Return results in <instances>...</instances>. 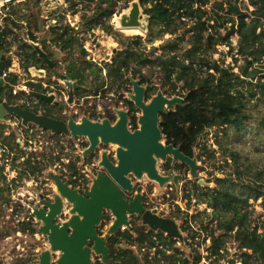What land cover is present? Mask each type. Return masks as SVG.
<instances>
[{"label":"trees","instance_id":"obj_1","mask_svg":"<svg viewBox=\"0 0 264 264\" xmlns=\"http://www.w3.org/2000/svg\"><path fill=\"white\" fill-rule=\"evenodd\" d=\"M67 1L71 7L79 3L95 5L90 15H84L80 28L74 29L69 24H62L49 29L53 40L60 46V51H68L71 56L66 66V75L68 79L75 81V93L79 97L87 96L90 92L98 94L106 85L110 88L116 87V91L126 87L128 91V85H132L129 75L147 85L148 98L159 89L168 96H183V105L172 107L167 113L161 114L160 127L167 143H173L197 160L200 159L195 149L201 136L210 128L227 130L229 127L236 132L256 131L249 126L252 114L248 107L255 100L257 104L264 103V0H249L254 7L251 12L243 11L242 6L245 4L240 0H216L211 8V0H139L149 22L145 39L151 43L163 39L162 53H156V47L148 51L143 36H130L129 39L133 42H122L124 46L115 51L112 60L105 66H99L86 58L88 53L85 48L76 45L77 33L79 30L90 31L101 27L109 34L120 36L119 32L114 31L110 19L127 8L133 0ZM12 14L4 18L5 37L15 28L21 27L19 19L13 18ZM36 17L38 15L33 19ZM33 21L35 31H39V18ZM129 31L140 32L137 29ZM167 34L171 36L166 38ZM235 35H238L236 46L232 42ZM32 40L38 42L33 34ZM5 43L6 39L0 43V55L7 52ZM219 45L230 47L231 51H235L232 54L235 61H238V55L243 59V64L235 67L223 66L211 58ZM19 48L22 49L21 66L25 70L31 67L49 69L31 43L23 42ZM75 50H79L78 56L75 55ZM49 56L52 53L49 52ZM8 64L5 61V67ZM144 68L157 69L159 82H151L150 75L143 72ZM104 69L107 71L106 76L102 75ZM91 74L98 80L96 86L88 83ZM10 81L16 84L17 78L13 75ZM29 84L33 91L46 92L42 84ZM6 88H0V93L5 94ZM21 98L20 95L8 97L9 101L15 103H19ZM43 103L41 109L48 111L45 114L54 116L51 109L55 106ZM127 103L134 109L133 102ZM21 105L30 109L28 104ZM39 108L38 104L31 110L38 112ZM260 123L264 127V115L260 118ZM6 139L8 145L15 150L13 167L18 171V178L43 173L46 168L43 160L33 158L34 153L25 155L26 152L19 145H14L13 134ZM42 156L46 157L47 154L42 153ZM225 156L226 160L228 157L232 160L228 164L231 170L223 176H216L213 180L215 186L200 184L199 177L193 179V194L197 202L207 204V208L191 215L183 223V230L189 233L184 240L186 242L190 238L194 241L205 233L204 242L210 240L206 250L209 255L216 256L214 261L219 262L225 258L230 236L241 250V264H264V230L259 232L258 224H255L254 210L249 208L252 205L250 199H262L264 207V164L257 166L249 163L248 157L244 158L233 150ZM22 157L23 160L16 162ZM50 160L53 163V157ZM170 160L165 163L166 169L174 168ZM88 161H92V157ZM67 166L72 170L71 178L79 175L76 161H70ZM185 166L178 163L175 168L182 169ZM0 177L6 181L2 165ZM3 192L4 189L0 187V194ZM187 196L191 201V195ZM177 211L181 212L178 206ZM185 214L189 215L187 211ZM204 217L210 220L204 222ZM20 224L19 231L37 232L36 226H32L31 222L22 221ZM178 241L162 231H154L144 225L119 230L108 241L111 251L107 264H168L169 261L173 264H190L189 259L183 258L181 251L175 246ZM195 243L200 246L199 242ZM171 250L174 251L173 254H170ZM178 254L181 256H176ZM193 257V264H202L201 252L197 251ZM34 259L30 256L24 264ZM227 262L236 264L237 261L229 259ZM95 264L106 263L98 259Z\"/></svg>","mask_w":264,"mask_h":264},{"label":"rangeland","instance_id":"obj_2","mask_svg":"<svg viewBox=\"0 0 264 264\" xmlns=\"http://www.w3.org/2000/svg\"><path fill=\"white\" fill-rule=\"evenodd\" d=\"M15 2L17 5L13 8L14 10L12 9L11 11L16 13V17L19 19L18 23L21 27L15 30L16 40L11 38L9 42L11 43L10 49H12L16 55L17 53L14 47H17V45L19 46L23 42L39 43L45 52L48 54L49 52L52 53L50 58L55 62V66L49 67V69L31 67L27 70H21L20 67H17V70H20L19 85L23 83L29 84V82L34 79L37 84H42L46 89V92L43 93L53 94L55 96V101L62 104V110L74 116L77 120H80L82 116H87L92 120H101L100 117L102 118L115 108H120L123 105L122 102L125 99H129V93L133 90L132 85H128V91H126V87L116 91V87L110 88L109 85H106L100 89L98 94L90 92L87 96L79 97V95L75 93L74 88H68V83L59 77L62 74L66 75V66L70 62L71 56H69L70 54L68 51H60V46L53 40L54 37L49 33L51 25L55 24L53 19L59 16V21L61 17L62 24H69L72 28H80L84 15H90L92 13L95 6L94 4L82 5L79 3L77 6L71 7L70 2L67 0H15ZM215 2L216 0H211L209 8H211ZM240 2H244L245 4V6H242L243 11L251 12L254 9L249 0H240ZM131 3L132 2L129 3L128 8L121 10L110 19L114 31L119 32V34H121L120 36L109 34L101 27L90 31L79 30L76 36V45H82V47L85 48L88 53L86 57L88 60L99 66H105L107 62L112 60L115 51L124 46L122 42H125V44L132 43L133 41L129 38L135 35L143 36L145 40L144 44L147 46L148 51L156 47L155 52L158 54L162 53L163 39H157L151 43L145 39L148 30L132 32L129 31L130 29H125L120 26L121 16L124 13H129ZM36 15H38V17L33 19ZM38 18L41 23V28L39 31H35L33 20H38ZM141 21L148 23L147 16L144 12L141 16ZM117 22H119V25H117ZM32 34L36 36L38 42L32 40ZM189 35L190 34H188V37ZM170 36L171 35L167 34L165 37L168 38ZM232 42L234 46L237 45L238 35L232 38ZM187 45L190 47L189 44ZM75 51V55L78 56L79 50ZM234 53L235 51H231L230 47L219 45L217 51L211 54V58L215 59L223 66L235 67L236 65L243 64V59L238 55V61H235V57L232 55ZM36 69L44 70L43 74L41 76L37 74L35 71ZM143 72L150 75L151 82H159V72L157 69L148 70L144 68ZM106 74L107 71L104 69L102 75L106 76ZM129 76L133 78L131 75ZM88 83H93L95 86L98 84V80L94 74L89 76ZM144 85L146 86V84ZM104 90H106V92H104ZM19 95L22 98L25 96V94L22 93ZM22 98L20 104H23V99L26 100V98ZM32 99L33 98H31V100ZM28 100H30V98H28L27 101ZM248 108L252 114L249 126L255 128L254 130L256 131L252 132L245 130L236 132L229 127L227 130L216 127L206 130L201 136L200 143L195 150L196 155L200 159L197 160L199 164L197 177L200 178L199 180H203L204 183L202 185L209 184L210 186H215L213 181L214 178L216 176H223L231 170L228 164H231L232 160L229 157L226 160L225 156L230 150L238 152L244 158L248 157L249 163L257 164V166L264 164V127L261 126L260 123V118L264 115V103L257 104L255 100ZM17 131L20 132V130ZM21 131H24L26 137L24 138L23 134L20 132L19 136L24 141L23 150L26 152L25 155L34 153L33 158L37 157L43 160L46 168H44L42 174H36L22 179L18 178L15 182L13 180L11 182L9 180L4 181L0 177V187L4 189V192L0 194V264H24L30 256H33L35 259L28 264H36L39 254L49 247L47 238L39 232L40 222L36 221V219L34 220V224L37 228L35 234L28 231H19V228L21 225L20 223L23 220H27L29 207H38L40 203L42 204L40 198L41 194L50 200L55 198L57 189L55 183L49 176L50 172L60 174L61 178L65 181H69V183L73 180H77V188L79 190H86V188H90L93 178L98 174L96 169L99 168L103 170L98 164L100 158L98 159L97 154H94L96 156L94 162L97 164L95 167L90 164L92 162H88L87 159H84L82 152L89 144L86 137L73 138L71 135L64 134L53 137V135H50L51 131L42 134L40 137L36 134L39 131L30 133L26 127L21 128ZM27 139H31L32 143L27 141ZM165 140L166 138L164 137V141ZM108 146L116 150L115 144H108ZM101 151L99 152L101 153ZM42 153L47 154V156H42ZM51 157H53V163L50 160ZM70 161H76L77 163V168L79 170V175H77V177L71 178L72 170L67 166ZM165 163L166 162H159L158 167L160 172L165 175H181L177 183L171 181L164 186H160L157 182L150 180L146 176L142 179H137L132 176L134 191L130 194L133 195L136 192H142L143 200L148 209H156L160 216H168L177 222L183 234V240L178 239L179 241L175 246L181 251L183 258L189 259L190 264H193V256L197 251L203 254V264H225V261L227 262L229 259H235L237 261L236 264H241L239 261L241 260V250L238 247V243L230 236L227 241L225 258L221 259L219 262L214 261L216 256L209 255L206 250L210 244V240L208 239L206 243L204 242L205 233L199 235L194 241L189 238L185 242L184 239L189 233L183 230V223L187 221V219L189 220L191 215L198 214L200 211L205 210L207 204L197 202L192 189L194 178L190 176V168L187 165L182 169L175 167L166 169ZM178 163L179 162H176L175 164ZM47 164H50V166ZM17 173L18 171L15 174L9 173V178H11V176H16L14 178H17ZM187 195H191V201ZM250 203L252 205L249 208L254 210L255 224H258L259 232H262L264 230V207L262 205V199H250ZM177 206L180 208L181 212L177 211ZM70 207V204L67 203L63 214H61L57 220H66L70 216ZM182 211H185V213L187 211L189 215L187 216ZM208 211L210 212L211 210L208 209ZM113 219L114 217L111 211H105L104 219L99 227L101 234L106 233ZM209 220L210 218L204 217V222H208ZM130 222L132 228L143 225L142 218L138 215L130 216ZM191 242L194 245H192ZM195 242H199L200 246H197ZM123 244L125 245V243ZM134 247L138 250L137 246ZM153 252L154 250H152L151 256H153ZM169 252H171L170 254L174 253L172 250ZM58 256V253L53 254V261H55ZM176 256H181V254ZM98 259L101 260V257L94 254V263L97 262ZM168 264H173V262L169 261Z\"/></svg>","mask_w":264,"mask_h":264},{"label":"water","instance_id":"obj_3","mask_svg":"<svg viewBox=\"0 0 264 264\" xmlns=\"http://www.w3.org/2000/svg\"><path fill=\"white\" fill-rule=\"evenodd\" d=\"M0 0V7L2 6ZM128 8V7H127ZM143 9L139 0H133L129 13L121 16L122 28H140L148 30L149 22H142ZM148 21V18H147ZM3 31L0 24V43L3 41ZM49 67H54L51 60L39 43H31ZM2 61L5 54L0 55ZM3 63L1 62V65ZM35 69V68H34ZM40 76L44 70H35ZM68 84V88L77 85L68 79L67 75L59 76ZM132 92L129 99L141 110L139 128H129L128 112L116 109L119 119L112 123L109 118L92 120L82 116L79 121L70 117L67 122L35 112L22 107L21 104L0 102V120L5 116L14 114L21 119L23 126L36 125L51 133L71 135L73 138L86 137L89 145L83 150V157L94 152L100 144L116 145V162L109 157L107 150L102 151L99 166L104 169L93 178L90 188L80 192L78 188H71L69 181H64L60 174L50 172L49 176L56 185L57 194L52 200L44 198V206L33 208L28 214L40 222L39 232L48 240L49 247L39 254L36 264H95L93 255L101 257L103 263L109 262L110 237L122 229H131L130 216L138 215L142 224L154 231H162L169 237L183 240V234L177 222L168 216H160L156 209L146 208L142 192H136L131 199L124 192H133L132 176L142 179L145 176L150 180L164 186L171 181L178 182L179 174H162L159 162L172 159L187 165L190 176L197 177L199 164L196 157L185 154L180 147L164 141L165 135L160 127L161 114L167 113L170 108L183 105L185 98L179 95L168 96L162 89L147 99V87L140 79L131 78ZM2 83H0V88ZM36 97L45 101H54L53 94L34 92ZM203 184V180H199ZM70 204V216L60 221L57 218L63 214L66 204ZM111 211L114 219L105 234H101L99 227L104 219L105 211ZM58 253V258L53 261V254Z\"/></svg>","mask_w":264,"mask_h":264},{"label":"built area","instance_id":"obj_4","mask_svg":"<svg viewBox=\"0 0 264 264\" xmlns=\"http://www.w3.org/2000/svg\"><path fill=\"white\" fill-rule=\"evenodd\" d=\"M1 2L3 5L0 7V24H1V29L3 31V34H4V30H5L4 18L7 15L12 14L11 10L16 7L17 3L15 2V0H1ZM11 16L16 19V14L13 13ZM53 22L55 24L51 25V26L62 25L61 17H60V21H59V16H58V18H54ZM77 28H74V29H77ZM15 30H17V29L15 28L14 31L6 37H5V34L3 35V40L6 39L5 48L7 49V52L4 53L6 57L3 61L0 57V83H2L1 88L5 89L7 87L6 88L7 90H6L5 94L0 93V102L7 101L9 104H20V101H19V103L9 101L8 97L10 95L11 96H17L20 93H22V94H25V96L23 98H26V100L22 98L23 103L28 102V101H30V103H33V101L36 102V100H33V99L31 100V98L36 97L33 94L36 91H33L31 89L30 84L23 83L22 85H19V72H20V70L18 71L17 67H20L21 70H25L21 66V64L23 62L22 53H21L22 49H20L18 45H17V47H14V49L17 53L16 55H15V52L12 49H10L11 43H9V42L11 41V38H13V40H16ZM18 42H20V41H18ZM11 48H12V46H11ZM5 61L9 62L8 67H5ZM1 62L3 63L2 65H1ZM13 75L17 78L16 84H12L10 81V77H13ZM72 81L74 82V80H72ZM31 82L36 83V81L34 79H32ZM26 94H28V95H26ZM29 95H31V98L29 97ZM28 98H30V100L27 101ZM24 127L25 126H23L21 123V119L14 114L8 113L3 120H0V165H2L4 167V176L6 177V180H9L10 182L12 180L14 182L17 181V178H14L16 176H11V178H9V176H10L9 173H13V172L16 173L17 169L13 167L15 150L12 149L8 145L6 137L13 134L14 145H19V147L23 150V147H24L23 142L24 141L20 138L19 134L21 132L23 134L24 138H26L24 131H21V128H24ZM26 129L29 130L28 128H26ZM38 129H40V128H38ZM17 130H20V132H18ZM41 130H43V129H40V131ZM29 132L32 133L31 129L29 130ZM36 132H38V131H36ZM39 132L36 134H38L39 136L40 135L42 136V133L40 132V134H39ZM27 141H30L32 143L31 139H27ZM21 159L23 160L24 157H22ZM19 161H21V160H16V162H19ZM225 264H229V262L225 261Z\"/></svg>","mask_w":264,"mask_h":264},{"label":"flooded vegetation","instance_id":"obj_5","mask_svg":"<svg viewBox=\"0 0 264 264\" xmlns=\"http://www.w3.org/2000/svg\"><path fill=\"white\" fill-rule=\"evenodd\" d=\"M49 55V54H48ZM50 57V56H49ZM48 67H49V65H48ZM146 87H147V85H146ZM76 88V87H75ZM75 88H74V90H75ZM37 92V91H36ZM47 94V93H46ZM154 95V94H153ZM152 96V95H151ZM151 98V97H150ZM150 98H148L147 97V99H150ZM33 100H36V102L35 101H33V103H30V101H28V102H25V103H23V104H28V106L30 107V109H35L36 108V106H38V104H39V111H38V113H41V114H44V115H46V116H50V115H47V114H45V113H48V111L46 110V109H41V107H42V105H44V103L43 102H46L48 105H50L51 107H52V105H54L55 106V108H52L51 109V111H52V113H53V115L55 116H50V117H53V118H55V119H59V120H63V121H65V122H67L68 121V119L70 118V117H73L74 118V116H71V115H69L66 111H64V110H62V108H63V106H62V104H60L58 101H55V99H54V101H45V100H42V99H40V98H38V97H33ZM40 100H42V101H40ZM128 101H130V102H132L130 99H125L122 103H123V105L120 107V108H115L112 112H108L107 114H105L102 118L100 117V119L102 120V119H104V118H109L110 119V121L112 122V123H115V122H117V120L119 119V115H118V113H117V111H116V109H124V110H126L127 112H128V119H129V128L131 129V130H136L137 128H139V122H138V120H139V116L141 115V110L134 104V109H132V107H131V105L129 104V103H127ZM34 111V110H33ZM75 119V118H74ZM76 121H79V120H77V119H75ZM26 128H28L29 130L31 129V131H32V133H34V132H36V131H40V129H38V127L36 126V125H34V124H30L28 127H26ZM42 134H45L46 132L47 133H49L50 131H48V130H41L40 131ZM50 135H53V137H56V136H58V135H63L62 133H51L50 132ZM64 135H66V134H64ZM41 136V135H40ZM80 138V137H79ZM89 145V144H88ZM101 145V146H100ZM98 147H97V149L94 151V152H92L91 154H89L87 157H85L84 159L86 160H88V159H90V157H92V161H88V162H92V163H90L93 167H95L97 164H95V160H96V156L94 155V154H97L98 155V159L99 158H101V153H102V151H104V150H107L108 152H109V157H110V159L112 160V161H114V162H116V150H114V149H112V147H110V146H108V144H100ZM107 145V146H106ZM110 149H109V148ZM102 150V151H101ZM99 151H101V153L99 152ZM171 158H169L168 159V161L170 160ZM172 162V159L170 160V163ZM177 164H175V165H172L171 164V166L172 167H175ZM97 170V173H99L100 171H104V169L103 170H100L99 168H97L96 169ZM18 174V173H17ZM19 175V174H18ZM17 179H18V177H17ZM77 179V178H76ZM65 181V180H64ZM76 180H74V181H72V182H70L69 184H70V187L71 188H77L78 187V184H77V181L75 182ZM74 183H75V185H74ZM86 189H88V188H86ZM84 190L85 189H80V192H84ZM133 191H134V189H133ZM43 195V194H42ZM124 195L126 196V197H129V198H133L134 197V194L133 195H131L129 192H124ZM44 196V195H43ZM44 198H46L45 196H44ZM46 199H48V200H50L49 198H46ZM42 200V199H41ZM145 202V201H144ZM44 206V203H43V201H42V204L40 203L39 205H38V207L39 206ZM145 205H146V203H145ZM33 208H35V206H31V207H29V213L30 212H32V210H33ZM147 208V207H146ZM148 209V208H147ZM28 213V214H29ZM35 219L34 218H29V216H27V220H23V221H28V222H31L32 223V226H35V224H34V221ZM126 229H128V228H126ZM122 230H124V229H122ZM33 234H35V233H33ZM102 262V261H101Z\"/></svg>","mask_w":264,"mask_h":264},{"label":"bare ground","instance_id":"obj_6","mask_svg":"<svg viewBox=\"0 0 264 264\" xmlns=\"http://www.w3.org/2000/svg\"><path fill=\"white\" fill-rule=\"evenodd\" d=\"M117 25H119V22H117ZM125 29H138V30H140V28H136V27H133V28H125ZM13 174H15V173L13 172Z\"/></svg>","mask_w":264,"mask_h":264}]
</instances>
